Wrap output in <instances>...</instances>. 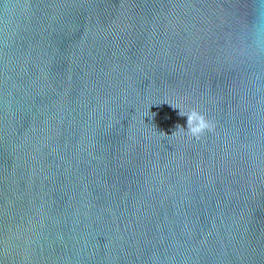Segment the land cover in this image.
Here are the masks:
<instances>
[{
    "label": "water",
    "instance_id": "95a60500",
    "mask_svg": "<svg viewBox=\"0 0 264 264\" xmlns=\"http://www.w3.org/2000/svg\"><path fill=\"white\" fill-rule=\"evenodd\" d=\"M0 264H264V0H0Z\"/></svg>",
    "mask_w": 264,
    "mask_h": 264
},
{
    "label": "clouds",
    "instance_id": "9594fccd",
    "mask_svg": "<svg viewBox=\"0 0 264 264\" xmlns=\"http://www.w3.org/2000/svg\"><path fill=\"white\" fill-rule=\"evenodd\" d=\"M180 115L187 116L186 130L188 134L194 138H199L203 133L211 130V123L197 110H193L188 115H184L180 112Z\"/></svg>",
    "mask_w": 264,
    "mask_h": 264
}]
</instances>
